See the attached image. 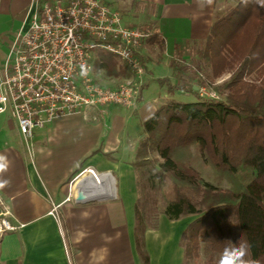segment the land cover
<instances>
[{
	"label": "trees",
	"instance_id": "1",
	"mask_svg": "<svg viewBox=\"0 0 264 264\" xmlns=\"http://www.w3.org/2000/svg\"><path fill=\"white\" fill-rule=\"evenodd\" d=\"M193 43L192 53L208 69L209 82L200 66L189 74L171 59L172 74L156 77L157 83L171 96L180 91L195 98L160 103L142 122L144 136L133 152L135 247L141 264H149L144 232L154 225L147 213L157 208L155 194L161 191V213L168 219L194 216L181 234L182 264L200 259V251L205 264H218L233 240L246 249L245 259L264 264V0H237L217 12L205 39ZM145 44L162 45V40L151 34L137 51L147 71ZM94 56V70L115 78L130 76L118 56L104 50ZM225 73L229 76L222 83L212 85ZM203 84L220 98L199 97L193 85ZM146 86L145 77L140 93ZM153 148L161 158L155 163L148 158ZM191 148L230 187L204 181L189 162Z\"/></svg>",
	"mask_w": 264,
	"mask_h": 264
},
{
	"label": "crops",
	"instance_id": "2",
	"mask_svg": "<svg viewBox=\"0 0 264 264\" xmlns=\"http://www.w3.org/2000/svg\"><path fill=\"white\" fill-rule=\"evenodd\" d=\"M103 1L109 6L127 3L136 15L150 17L165 54L173 58V52L205 39L215 14L230 0ZM34 3L0 0V36L23 28ZM2 44L0 64L8 49ZM176 95L169 98L178 99ZM162 96L167 97L163 87L149 80L136 110L108 105L103 122L87 121L78 113L56 118L34 130L30 147L21 140L15 121L0 114V155L7 164L0 179L10 181L0 193L13 214L11 221L18 225L0 239V264H141L133 233L137 191L131 160L144 135L142 122ZM86 166L111 172L115 196L73 200L71 178ZM53 205L58 221L49 214ZM189 222L158 215L155 225L144 232L149 264H182L180 240Z\"/></svg>",
	"mask_w": 264,
	"mask_h": 264
},
{
	"label": "built area",
	"instance_id": "3",
	"mask_svg": "<svg viewBox=\"0 0 264 264\" xmlns=\"http://www.w3.org/2000/svg\"><path fill=\"white\" fill-rule=\"evenodd\" d=\"M149 35L103 0H35L27 24L15 32L0 64V114L15 121L21 140L30 147L34 130L56 118L78 113L87 121L103 122L108 105L136 110L146 77L137 51ZM97 50L118 56L130 76L101 83L92 64ZM196 91L201 98H220L206 84ZM83 177L95 180L97 188L94 192L81 188L74 201L115 196V178L109 170L86 166L74 181ZM49 214L58 221L55 205ZM12 217L0 193V239L18 228Z\"/></svg>",
	"mask_w": 264,
	"mask_h": 264
},
{
	"label": "rangeland",
	"instance_id": "4",
	"mask_svg": "<svg viewBox=\"0 0 264 264\" xmlns=\"http://www.w3.org/2000/svg\"><path fill=\"white\" fill-rule=\"evenodd\" d=\"M234 4H235V1L230 0L218 12L229 9ZM111 6L119 9L122 12L126 21H128L134 25H137L141 28L147 29L151 32V34H154L153 28H152L154 25L149 23L150 19H151L150 17H147L144 14H142V15L137 14L136 15L135 13L137 11L135 9L130 8L127 5V3L124 4L121 1L117 4L111 3ZM14 34L15 33H13V34L12 33L2 34L0 36V42L3 43L2 45H6V46L9 45ZM156 38L159 39L157 34H156ZM195 46H196V44L191 43L190 45L186 46L184 49H181L180 53H174L173 52L174 57L170 58L165 54V50L163 49V44L162 45L155 44L153 47L145 44V47L143 48L142 51L145 54V57L147 58V62H146V64H147V66H146L147 67V71H146L147 83L149 80H155L156 81V78H153V79L150 78V76H152V75L153 76L156 75V77H164V76H166L165 74L168 72V75L170 76V74H172V70H170L171 69V67H170L171 59L173 61L175 60L177 64L183 65L184 69L189 74H191L193 71L196 70V68L198 66H200L201 71H202V75H203V77L206 78L205 82L206 83L209 82V79L207 78L208 74H209L208 69L205 67L203 62L197 60L196 57L194 56V54L192 53ZM156 66H160V67L162 66V67H164V70H160V69L156 70L157 69ZM165 67H167L166 68L167 71H166ZM94 74L100 80V82L103 84H112V82H110L111 79H114L115 81H118L120 79V77L119 78L109 77L106 74H104V71L97 70V69L94 70ZM228 76L229 75L227 73L221 75L220 77L214 79L212 85L222 83V81L224 79H226ZM156 83H157V81H156ZM152 87L153 86H151V88ZM160 87H163V86H160ZM163 91H164V87H163ZM169 96H170V94L167 93V97H165V96L160 97L159 102H156L155 104L159 105L160 103L170 99ZM176 97H178V100L182 101V102H189L195 98V96L192 93H182L180 95H176ZM190 153H191V157H189V162H190L191 166H193V168L195 170H197V172L203 178L204 181H206V182H208L214 186L221 187V188L230 187L231 184L227 180V178H225L224 176H218V174L214 170V168L210 164L202 161L201 158H199V156H197V154L193 148H191ZM148 158L151 161H153L154 163L156 161H160V159H161L154 148L149 149ZM74 178L75 177L73 176L71 178V181H73ZM160 193H161V191H159L155 194L156 200L158 202L157 208L155 210H151L147 213L149 225H155L158 215L162 214L161 209H162L163 205L165 204V199ZM187 218H189L191 221L194 218V216L190 215V216L183 217V219H187ZM235 234H236V231H235ZM233 241H232V243H233ZM233 244H235V243H233ZM199 254H200V259H197L195 257L191 258V260L189 261L188 264H205L204 262H206V259H204L201 251L199 252Z\"/></svg>",
	"mask_w": 264,
	"mask_h": 264
},
{
	"label": "clouds",
	"instance_id": "5",
	"mask_svg": "<svg viewBox=\"0 0 264 264\" xmlns=\"http://www.w3.org/2000/svg\"><path fill=\"white\" fill-rule=\"evenodd\" d=\"M211 2L212 0H208V3ZM244 2L247 3L248 0H244ZM5 161L6 157L0 155V174L7 170V164ZM9 183L10 181L7 179H0V189L4 188ZM228 243L230 246L225 247L218 264H255V262L245 259L246 249L243 246H237L231 241H228Z\"/></svg>",
	"mask_w": 264,
	"mask_h": 264
},
{
	"label": "bare ground",
	"instance_id": "6",
	"mask_svg": "<svg viewBox=\"0 0 264 264\" xmlns=\"http://www.w3.org/2000/svg\"><path fill=\"white\" fill-rule=\"evenodd\" d=\"M98 183H102L101 179L98 180ZM96 185H97L96 181L93 180L91 177L78 178L71 185L72 197L76 196L79 190L83 187L89 188L90 192L91 191L94 192L93 189L97 188Z\"/></svg>",
	"mask_w": 264,
	"mask_h": 264
},
{
	"label": "water",
	"instance_id": "7",
	"mask_svg": "<svg viewBox=\"0 0 264 264\" xmlns=\"http://www.w3.org/2000/svg\"><path fill=\"white\" fill-rule=\"evenodd\" d=\"M196 88H197V86L196 85H193V89L196 90ZM79 198H81V197L79 196Z\"/></svg>",
	"mask_w": 264,
	"mask_h": 264
}]
</instances>
